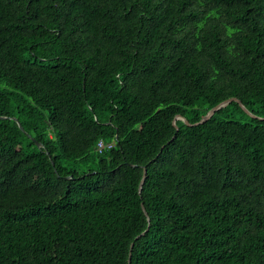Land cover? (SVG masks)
<instances>
[{
  "label": "trees",
  "instance_id": "16d2710c",
  "mask_svg": "<svg viewBox=\"0 0 264 264\" xmlns=\"http://www.w3.org/2000/svg\"><path fill=\"white\" fill-rule=\"evenodd\" d=\"M230 97L264 0H0V264H264V119L173 124Z\"/></svg>",
  "mask_w": 264,
  "mask_h": 264
},
{
  "label": "water",
  "instance_id": "95a60500",
  "mask_svg": "<svg viewBox=\"0 0 264 264\" xmlns=\"http://www.w3.org/2000/svg\"><path fill=\"white\" fill-rule=\"evenodd\" d=\"M231 101H235V102H237V103L239 104V106H240V107H241V108H242V109H243V110H244L249 116H251V117H255V118H259V119H261V120L264 119V117H259V116L255 115L254 113H252L251 111H249V110L245 107V105L241 102V100L238 99L237 97H230V98H227V99L221 101L220 103H218L217 105L213 106L212 108H210V109L205 113V115H204L201 119H199L198 121H196V122L191 123V122H189V120H188L187 118H185L184 116H182V115H180V114H177V115L174 117V119H173V124H175V120H176V119H181V120H183L184 123H185L186 125H188V126H193V125H199V124H202V123L206 122L209 118H211V116H212L216 111H218L220 108L226 106V105H227L228 103H230ZM0 118H6V116H0ZM12 118L17 122L19 128H20L21 130H23V126H22L21 122H20L17 118H15V117H12ZM117 137H118V136L116 135V138H117ZM32 139H33V138H32ZM33 140H34V139H33ZM34 141H35V143H36V145H37L38 147H42V143H41V142L36 141V140H34ZM49 157H50V156H49ZM50 161H51V163L53 164V161H52L51 158H50ZM130 165H133V164H130ZM146 174H147V168H146L145 166H143V172H142V176H141V179H140V182H139V187H138V192H139V193H141V190H142L143 184H144V182H145ZM67 177H68V178H71L72 176L70 175V176H67ZM141 206H142V210L144 211V214L146 215V218H147V222H148V223H147L146 228H145L143 231H141V232L135 237V239H137V238H139V237L145 235V233L148 231V229H149V225H150V218H149V216H148V213H147V211L145 210V207L143 206V204H141ZM133 244H134V241H132V242L130 243L129 254H128V264L130 263L131 250H132Z\"/></svg>",
  "mask_w": 264,
  "mask_h": 264
},
{
  "label": "built area",
  "instance_id": "2783aa9c",
  "mask_svg": "<svg viewBox=\"0 0 264 264\" xmlns=\"http://www.w3.org/2000/svg\"><path fill=\"white\" fill-rule=\"evenodd\" d=\"M114 144V141L104 142L103 140H100L97 143V150L100 152L102 149L110 148Z\"/></svg>",
  "mask_w": 264,
  "mask_h": 264
}]
</instances>
